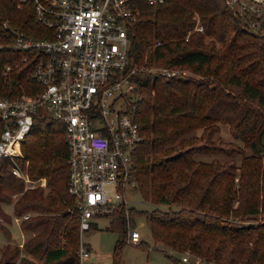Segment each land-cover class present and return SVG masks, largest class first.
Returning <instances> with one entry per match:
<instances>
[{"label":"trees","instance_id":"1","mask_svg":"<svg viewBox=\"0 0 264 264\" xmlns=\"http://www.w3.org/2000/svg\"><path fill=\"white\" fill-rule=\"evenodd\" d=\"M18 4L19 0H0V40L7 42L11 36L6 21L37 38L51 33L36 20L32 1ZM137 5L140 11L132 28L137 60L193 67L207 78L137 74L143 97L136 102L134 115L144 133L135 154L137 187L146 200L168 205L147 211L155 241L206 262L264 264V220L255 217L264 212V52L253 49L264 38V30L243 26L225 0H165L156 5L137 0ZM196 12L203 31L193 30ZM207 36L216 41L206 42ZM158 40L162 44L155 46ZM25 54L32 51L0 47V95L34 90L36 82L27 77L31 64L22 61ZM7 64L15 67L11 86L3 78ZM221 122L230 123L236 136L252 149L243 158L238 188L235 164L196 157L215 152L208 144L221 130ZM2 126L0 120V131ZM201 126L212 128L205 143H199L197 135H188ZM22 148L21 161L31 176H46L50 190L27 189L15 201L16 214L23 216L31 209L47 214L22 221L26 230H37L24 244L29 255L18 246L8 247L0 264H78L80 218L68 191L69 151L63 124L37 115ZM24 184L3 167L0 217L5 215L1 202L14 201L4 188L23 190ZM26 199L18 211V204ZM231 215L241 218L234 221ZM111 218L112 228L126 227L124 211ZM126 243L117 245L114 262L121 263L120 249ZM169 257L175 264H188L174 253Z\"/></svg>","mask_w":264,"mask_h":264},{"label":"built area","instance_id":"2","mask_svg":"<svg viewBox=\"0 0 264 264\" xmlns=\"http://www.w3.org/2000/svg\"><path fill=\"white\" fill-rule=\"evenodd\" d=\"M32 1L36 20L51 30L45 37L17 31L7 21L11 34L5 45L31 50L22 61L30 62L28 79L33 91L0 95V174L6 167L24 180L23 190H13L15 201L30 188L46 187V176H31L22 144L37 115L61 122L69 151L68 191L74 197L80 218L78 264H122L97 260L98 253L84 238L95 220L124 211L126 242L142 241L134 227L128 188L137 187L135 154L144 133L134 115L143 97L137 74L149 71L174 76L177 67H151L137 60L133 24L139 15L137 0H19L22 7ZM159 4L165 0H147ZM245 27H264V0H225ZM193 30H204L199 13ZM190 30L187 35L189 39ZM3 38L0 33V39ZM162 44L158 40L154 45ZM13 64H7L3 78L11 86ZM31 212L15 216L17 221ZM60 240L65 241L61 234ZM24 246V244H22ZM24 254V253H23ZM183 260L200 264L188 254Z\"/></svg>","mask_w":264,"mask_h":264},{"label":"rangeland","instance_id":"3","mask_svg":"<svg viewBox=\"0 0 264 264\" xmlns=\"http://www.w3.org/2000/svg\"><path fill=\"white\" fill-rule=\"evenodd\" d=\"M197 13L198 12H196V14ZM257 28L260 29V27ZM262 29L264 30V27ZM205 40L211 44V41H216V38L214 36H207ZM257 41H259V44L254 46L253 49L257 54L263 53L264 38L258 39ZM149 66L158 67L164 65L158 62H153ZM179 69L184 75H192L195 78L207 79L205 78L206 75H203L202 72H197L193 67L184 66ZM211 130L212 128L201 126L193 129L188 135H197L198 137H201L198 142L205 143ZM208 145L212 146L215 149V152L197 153L196 157L205 161L219 160L228 165L235 164L238 169V175L236 177V181L238 182L237 188L240 187V169L243 166V158L244 156L251 155L252 149L247 147L240 137L236 136L230 123L227 122H221V130L213 135L212 141ZM262 155L264 156V153ZM30 166L31 160L29 162V167ZM49 190L50 186L47 185L45 192L47 193ZM3 191L12 195L13 190L9 187H5ZM127 196L132 205L131 216L133 218L134 227L140 230L143 243L128 242L123 244V247L120 249L122 264H175V261L169 257V254L172 253L181 258L188 254L193 260L199 259L200 264H218L216 262H206L201 257L190 254V252L178 253L163 243H157L152 232L151 221L148 218L147 211H152L155 208L167 209L168 205L146 200L138 187H133L132 185L128 188ZM27 200L28 199L18 204V211L24 207ZM238 203L239 200L237 199L235 205H238ZM1 205L5 211V215L0 217V258L5 249L17 246L20 247L25 254L29 255V253L25 252V248L22 244H25L30 237L36 234L37 230H26L24 228V223L22 222L23 220L17 221L15 219V216L19 214H16L17 210L14 201H2ZM24 212H31L32 219L36 218L38 215L47 214L44 211L34 209ZM255 217L256 220H264V212H261ZM240 218L241 215L236 217L231 215L229 219L239 221ZM111 219L112 218L109 216L99 217L95 220L94 226L90 230L84 232L85 240L90 243L98 253V256L96 257L97 260L105 263H111L114 261V254L117 245L119 243H124V240L127 237L126 227L112 228ZM38 230L41 229L39 228ZM147 244H149V246Z\"/></svg>","mask_w":264,"mask_h":264}]
</instances>
